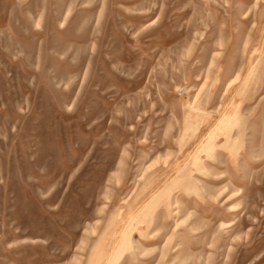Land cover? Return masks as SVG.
Instances as JSON below:
<instances>
[{
	"label": "rangeland",
	"instance_id": "374dc122",
	"mask_svg": "<svg viewBox=\"0 0 264 264\" xmlns=\"http://www.w3.org/2000/svg\"><path fill=\"white\" fill-rule=\"evenodd\" d=\"M0 264H264V0H0Z\"/></svg>",
	"mask_w": 264,
	"mask_h": 264
},
{
	"label": "bare ground",
	"instance_id": "6f19581e",
	"mask_svg": "<svg viewBox=\"0 0 264 264\" xmlns=\"http://www.w3.org/2000/svg\"><path fill=\"white\" fill-rule=\"evenodd\" d=\"M232 81V80H231ZM203 142V141H202Z\"/></svg>",
	"mask_w": 264,
	"mask_h": 264
}]
</instances>
